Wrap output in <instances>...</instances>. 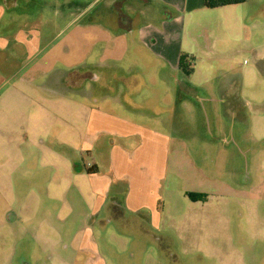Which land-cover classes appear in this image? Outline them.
<instances>
[{"label":"crops","instance_id":"crops-1","mask_svg":"<svg viewBox=\"0 0 264 264\" xmlns=\"http://www.w3.org/2000/svg\"><path fill=\"white\" fill-rule=\"evenodd\" d=\"M1 3L0 21L5 13ZM210 11L205 0H43L36 10L38 26L32 21L24 37H0V60L5 62L15 60L17 44L23 55L39 54L59 42L48 52L51 66L32 73L55 80L32 89L35 97L20 109V123L33 126L32 135L25 134L29 155L39 158L13 165L46 174L43 194L27 183L23 200L31 217L43 206L36 235L45 239V251L38 264L157 260L161 243L156 230L161 236L166 216L161 201L173 140L169 130L175 131L176 116L170 112L163 117L153 108L145 112L140 83L161 84L160 92H169L170 84L168 90L156 78L177 84L184 74L179 67L183 53L193 58L192 74L196 71V57L217 43L206 35ZM55 22L61 29L53 33ZM236 32L228 29L229 41ZM57 61L69 70H58ZM185 89L190 87L177 85L175 92ZM49 210H56L55 222ZM113 223L121 228L113 229Z\"/></svg>","mask_w":264,"mask_h":264},{"label":"rangeland","instance_id":"rangeland-1","mask_svg":"<svg viewBox=\"0 0 264 264\" xmlns=\"http://www.w3.org/2000/svg\"><path fill=\"white\" fill-rule=\"evenodd\" d=\"M7 1L1 3L5 13L0 37H24L27 25L38 26L36 10L43 0ZM210 12L209 20L218 24L210 22L206 35L217 43L196 57V71L186 79L179 75L177 84L156 78L155 82L166 83L164 87L170 84L166 93L160 92L161 84L140 83L145 112L153 108L163 117L170 112L176 116L175 131L169 130L173 140L161 201L166 211L162 235L156 230L161 248L152 264H264V0ZM48 13L50 19L52 9ZM58 26L50 32H58ZM231 28L237 32L229 41ZM58 43L51 42L39 54L23 55V46L17 44L20 55L13 54L15 60H0V264H38L44 256L45 239L36 235L43 206L31 217L24 212L23 200L27 183L43 194L46 174L13 165L39 158L29 155L25 134L32 135L33 126L25 120L20 123V109L28 97H35L32 89L55 80L32 73L51 66L54 60L48 52ZM54 67L69 70L59 61ZM182 84L190 90L175 92ZM186 190L204 193L207 199L191 200ZM47 213L55 222L56 210ZM112 226L121 228L117 223Z\"/></svg>","mask_w":264,"mask_h":264},{"label":"trees","instance_id":"trees-1","mask_svg":"<svg viewBox=\"0 0 264 264\" xmlns=\"http://www.w3.org/2000/svg\"><path fill=\"white\" fill-rule=\"evenodd\" d=\"M248 0H205V6L207 8H218L226 5H231V4H240L244 3ZM193 61V64L191 63ZM193 65H194V60L187 54H182L179 62V67L183 71L185 75H188L192 72L193 70ZM186 195L194 201L197 200H206L207 195L204 193H196L192 191H187Z\"/></svg>","mask_w":264,"mask_h":264},{"label":"built area","instance_id":"built-area-1","mask_svg":"<svg viewBox=\"0 0 264 264\" xmlns=\"http://www.w3.org/2000/svg\"><path fill=\"white\" fill-rule=\"evenodd\" d=\"M193 64V61L191 62ZM90 165V164H89Z\"/></svg>","mask_w":264,"mask_h":264}]
</instances>
